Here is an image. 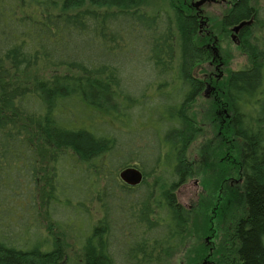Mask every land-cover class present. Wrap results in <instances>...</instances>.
<instances>
[{
    "label": "trees",
    "instance_id": "trees-1",
    "mask_svg": "<svg viewBox=\"0 0 264 264\" xmlns=\"http://www.w3.org/2000/svg\"><path fill=\"white\" fill-rule=\"evenodd\" d=\"M190 1L0 0V264H166L184 246L195 224L176 190L192 175L187 149L202 131L204 83L193 71L211 57ZM227 1L224 28L264 23L251 0ZM242 47L251 64L224 89L245 212L223 230L219 264H264V60ZM133 163L157 176L156 192L120 184ZM76 173L81 192L64 196ZM94 199L95 222H65L76 231L72 255L59 237L13 229L40 200L84 216Z\"/></svg>",
    "mask_w": 264,
    "mask_h": 264
},
{
    "label": "rangeland",
    "instance_id": "rangeland-1",
    "mask_svg": "<svg viewBox=\"0 0 264 264\" xmlns=\"http://www.w3.org/2000/svg\"><path fill=\"white\" fill-rule=\"evenodd\" d=\"M197 1L198 0H192L189 4L192 5ZM219 1L220 0H217L216 2L199 7V11H203L200 17L202 38L207 39V36L212 38L211 41H204V44H212L217 48L221 57L220 63H223V66H220L219 71H217L215 66H210L209 59L202 60L194 68L193 73L200 79H204L205 75H220L219 84L222 85L224 81L226 82L228 74L231 71L241 70L250 66L251 59L249 55L243 51V45L246 47L250 43L253 44L257 48L255 53L264 60V23L251 24L250 29L243 34L242 41L239 35H237V39H235L232 28L226 29L220 23L223 15L231 9V4L227 0L226 2ZM250 2L255 7L264 8V0H251ZM261 15L264 16V11H262ZM235 40L240 41L239 45H237ZM142 76L145 79V75L143 74L137 75L135 78L140 80ZM205 89H207V86H205ZM210 103L211 102H209L204 95H201L195 103L198 126L202 131L198 133L194 142L191 144L188 151V158L194 161L197 166L194 170L195 174H193V176L177 191L178 201L188 212L190 226L193 223L195 224V228H191L189 231V234L191 233L193 236H187L184 246L180 250L178 249L166 264H211V260L212 264H219L216 260L219 256L209 259L206 258L207 254L198 256L199 254L197 253H190V250L196 249L197 251L198 247L201 249L204 248V251L206 249L208 250L206 238L213 232L207 229L209 227L212 229L216 228L215 246L217 247L220 241L222 243L224 240L225 233H223V230L226 229L228 226L227 224L234 223L241 218L245 212L244 193L241 188L242 180L239 170V154L237 150L227 147L228 140L230 142L232 141V147H234L239 140L232 135L231 137L228 136L229 130L231 129H229V127L227 128L228 125L226 126V123H224V126L222 125L223 127L221 126L218 119L225 117L222 113L218 114L219 111L215 110L217 121L213 120L215 117L213 114L210 117L207 116V112L209 113L211 111ZM229 113L230 111L228 109L226 116H229ZM79 116V114H76V117ZM133 125L134 124L131 125L132 128H134ZM220 131H222L221 137L225 136L226 138L227 157L223 154L214 161L211 154L214 152L213 141H217V139L220 140ZM208 157H210V159ZM224 157H226L224 163L220 162V158L222 159ZM50 158L53 160V158L47 154L43 161L48 167L52 166V160ZM205 160H208L209 163L204 162ZM69 168V164L67 163L64 165L63 170H68ZM206 168H208V170H206ZM68 172L70 173V171ZM62 180L67 183L65 174L62 176ZM154 180H156V176L152 177L150 182ZM23 182L24 180L22 179L21 183L23 184ZM68 182L71 184L69 190H67V185L62 187V194L64 196H75L81 192L80 188L82 185L80 173L74 174L73 179ZM220 196H222L223 207L225 208L222 212L218 210L217 214L215 213V208L217 207ZM86 202L89 211H85V215L83 216L82 214H77L76 209L73 207L67 209L63 207L62 204H52L49 202L43 204L40 200L37 210L31 214L29 211L26 212V215H23L25 217L22 216L18 220L20 225L13 229L17 233L20 231V237L26 236L25 231H27L29 237L38 236L41 240L48 239V243L50 244L52 238L59 237L66 246L69 255H72L75 250L74 236H76V231H72L73 227L66 225L65 222L71 221V223H73V219H76L75 217H85V221L89 217H92L93 222H95L97 218L100 217V205L97 203V200H88ZM205 219H207V221L210 220L211 223L214 222V225H210V221L208 224H205ZM203 220L204 228L207 229L205 230V234H203L204 229L201 230L197 228V226L203 227ZM80 222L82 221H77L76 224L80 225ZM21 230L24 231L21 232ZM39 239L34 237L31 246L37 245V243L40 242ZM197 252H199V250ZM196 255L198 258H195ZM194 258L197 259V261H195Z\"/></svg>",
    "mask_w": 264,
    "mask_h": 264
},
{
    "label": "flooded vegetation",
    "instance_id": "flooded-vegetation-1",
    "mask_svg": "<svg viewBox=\"0 0 264 264\" xmlns=\"http://www.w3.org/2000/svg\"><path fill=\"white\" fill-rule=\"evenodd\" d=\"M217 1V0H216ZM215 1V2H216ZM219 2H226V0H223V1H219ZM210 3H213V2H206L205 4H203L202 6H200V7H203V6H205L206 4H210ZM192 6H194L193 4H192ZM194 8H195V10H196V13L199 15V17H201L202 16V14L201 13H203V11H199V7L198 8H196L195 6H194ZM247 27V26H246ZM245 27V28H246ZM202 28V27H201ZM245 28H243L240 32H239V37H240V39H241V41L243 40V34H245V32H243L244 30H245ZM210 35V34H209ZM207 40L208 41H211L212 40V38L209 36H207ZM240 42V41H239ZM237 45H239V44H237ZM206 48L208 49V51L210 52V55H211V57L209 58V63H210V66H215V69L217 70V71H219V68H220V66H223V63H220L221 62V57H220V55H219V53H218V50H217V48L216 47H214L212 44L210 45V44H207L206 45ZM220 63V64H219ZM222 76V75H221ZM199 78V77H198ZM220 75H214V74H212V75H205V77H204V79H202L201 78V80L203 81V83H204V89H203V91L201 92V95H204L205 97H206V99H208L209 100V102H211L210 103V107H211V111L213 112V116H215L214 118H213V120L214 121H217V117H216V111L215 110H217V111H219L218 112V114H223L225 117H223V118H219L218 119V121L221 123V126L223 125H225L224 123H226L227 122V120L231 117V115H230V113H229V116H226V114H227V110L229 109L228 108V105H227V103H226V100H225V95H226V91H225V89H224V87H225V81L223 82V84L222 85H220L219 84V82H220ZM200 79V78H199ZM205 86H207V89H205ZM222 87V88H221ZM219 95H220V97H219ZM201 97V96H200ZM222 126V127H223ZM221 127V128H222ZM221 134H222V131H220V133H219V136H220V140L219 139H217V141L216 140H214L213 141V143H214V146H213V149H214V152L213 153H211L212 154V157H213V160L215 161L216 159H218L221 155H226V138H225V136H222L221 137ZM228 143H230V141L228 140ZM191 146V145H190ZM190 146H189V148H190ZM189 148L187 149V159H188V161L190 162V163H193V165H194V168H192L191 169V172L190 173H192V175L191 176H188L187 178H186V180L179 186V188L182 186V185H184L185 184V182L189 179V178H191L192 176H193V174H195V167L197 166V165H195V162L194 161H191L189 158H188V151H189ZM210 150V149H209ZM210 155V154H209ZM226 157H227V155H226ZM226 157H224V158H220V162H222V163H224V160H225V158ZM209 159H210V157H208ZM204 162H206V163H209V161L207 160H205ZM127 168H136V169H138L141 173H142V175H143V179H142V181L139 183V184H137V185H130V184H128V183H126L125 181H123L121 178H120V173H121V171L122 170H124V169H127ZM206 170H208V168H206ZM156 175H147L146 174V172L141 168V167H139L138 165H136L135 163H133V164H128V165H126L124 168H122V169H120L119 170V172H118V180H119V182H120V184H122V185H126L128 188H139V187H144L146 184H149L150 186H151V184H153L154 183V185H155V187L152 189V190H154L155 192L159 189V185H158V183L159 182H157V176H156V180H154V181H152V182H150V179L152 178V177H155ZM178 188V189H179ZM178 189L176 190V193H177V191H178ZM203 192H204V190H203ZM174 193V192H173ZM224 208L225 207H223V202H222V196H220L219 197V201H218V204H217V207L215 208V213H217L218 214V210H220V212H222L223 210H224ZM209 221L210 220H208V223H209ZM214 225V222H212L211 223V221H210V225ZM209 229H210V232H211V230L213 231L212 232V234L210 233V235L206 238V241H207V245H208V250L206 249L205 251H203V253H202V255L204 256V254H207V256H206V258H212V257H215V256H217V249H218V246H219V244L217 245V247L215 246V231H216V228H214V229H212V228H210L209 227ZM214 262V261H213ZM208 263V262H207ZM210 263L212 264V260L210 261Z\"/></svg>",
    "mask_w": 264,
    "mask_h": 264
},
{
    "label": "water",
    "instance_id": "water-1",
    "mask_svg": "<svg viewBox=\"0 0 264 264\" xmlns=\"http://www.w3.org/2000/svg\"><path fill=\"white\" fill-rule=\"evenodd\" d=\"M216 0H198L197 2L193 3V5L198 8L200 6H202L203 4H205L206 2H215ZM253 22V20L250 21H243L240 24L234 26L232 28V31L234 32L233 36L235 39H237V35L239 34V32L245 28L246 26L251 25ZM203 23V22H202ZM237 44H239L238 40H235ZM120 178L125 181L126 183L130 184V185H137L139 184L142 179H143V175L142 173L136 169V168H127L121 171L120 173Z\"/></svg>",
    "mask_w": 264,
    "mask_h": 264
}]
</instances>
